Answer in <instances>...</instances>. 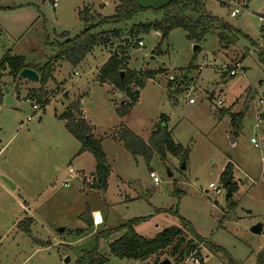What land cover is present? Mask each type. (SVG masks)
I'll return each mask as SVG.
<instances>
[{
    "label": "rangeland",
    "instance_id": "obj_1",
    "mask_svg": "<svg viewBox=\"0 0 264 264\" xmlns=\"http://www.w3.org/2000/svg\"><path fill=\"white\" fill-rule=\"evenodd\" d=\"M130 1L147 10L127 23L99 30L119 31L122 46L129 38L124 46L127 73H161L144 82L137 103L124 118L117 117L115 110L128 102L127 98L119 97L116 89L98 79L99 70L121 45L116 38L108 46L95 47L76 67L65 60L55 62L52 77L42 90L48 102L44 108L29 98L31 92L38 91L39 83L12 80L7 72L0 79V264H73L83 251L95 248L107 256L108 243L116 232L101 237L106 231L100 226L92 237L79 239L76 231L88 228L78 217L98 210L104 220L112 221L110 225L122 224L120 218L142 214L148 201L158 215L146 223L147 232L134 227L142 237L152 239L155 232L178 227L182 219L213 247L199 246L202 260L198 263L264 264V147L255 149L250 143L255 133L253 105L264 100V49L256 43L241 62L244 69L230 78L237 55L226 56L223 63L216 31H209L197 44L182 29H174L160 43L161 36L154 28L144 30L139 25L160 20L150 9L171 0ZM114 4L116 0H0V58L9 52L39 69L52 60L55 45L84 30L80 15L87 11L94 19L111 17ZM227 5L235 6L230 0L202 3L209 15L258 39L259 23L252 12L263 14L264 0L238 3L240 13L235 18H229ZM132 28L137 29L127 36ZM194 45L200 47L195 54ZM245 45L240 39L237 47ZM249 92L254 96L248 106L251 110L246 111L241 129L234 134L229 115L221 109L240 112ZM78 101L79 113L93 127L112 170L105 191L91 188L94 157L79 153L80 143L58 120ZM34 104L37 110H33ZM162 118L173 142L188 152L186 163L182 155L166 151L163 160L156 152L144 160L132 156L116 140L123 128L146 139ZM182 163L185 169H181ZM227 163L234 165L236 183L229 199L220 180ZM149 169L159 178L158 186L149 178ZM137 196L139 200H132ZM26 219L31 220L29 234L18 227ZM256 225H261L259 234L251 232ZM60 228L65 230L61 234L57 233ZM169 254L170 249L145 262L109 259L113 264H154L165 259L176 264ZM66 258L69 263H64ZM181 264H196L195 258Z\"/></svg>",
    "mask_w": 264,
    "mask_h": 264
},
{
    "label": "trees",
    "instance_id": "obj_2",
    "mask_svg": "<svg viewBox=\"0 0 264 264\" xmlns=\"http://www.w3.org/2000/svg\"><path fill=\"white\" fill-rule=\"evenodd\" d=\"M116 2L115 13L111 17L94 19L90 17V13L87 11L84 15H80L81 20L84 22V30L78 36L55 45L57 52L51 61L46 62L39 69L32 68L39 75L38 83L40 88L37 92H31L29 98L38 104L40 108L48 105L45 99L46 95L42 93V90L52 77L53 64L55 62L65 60L71 66L76 67L87 55L91 54L95 47L105 46V44L108 46L110 40L114 38L119 40L121 45H118L116 53L111 54L99 70L98 79L100 84H110L119 94L127 98L128 102L115 110L117 117L123 118L127 116L129 111L137 103L139 98L138 90L143 88L144 82L161 73L160 70L127 73L125 70L127 66L126 52L124 46H122L123 37L117 30H108L109 33L99 30L103 27L127 23L133 20L139 13L147 10L130 0H116ZM150 10L153 14L160 16V20L154 21L152 25H139V27L144 30L151 27L154 28L161 36L160 43L174 29H182L187 37L190 40H194L197 44L203 40L205 34L209 31H216L219 45L223 49L236 45L240 38H246L239 30H236L223 19L209 15L203 9L202 4L194 0H171L164 6ZM136 29L132 28L127 36H131ZM139 42L141 41H137L136 44ZM249 42L253 44L251 40ZM24 68L31 67L25 63L23 57L12 56L7 52L0 58V79L3 73L7 72V75L12 80H17L19 78V72ZM121 73H123L122 77ZM253 97L249 92L240 112L228 113L231 130L234 134H237L241 129L244 115ZM1 100L2 93L0 90V103ZM79 101L58 116V120L63 122L66 131L80 143L79 153L88 152L94 157L96 165L91 188L105 191L110 168L102 151L100 140L96 139L93 135V127L79 113ZM116 140L122 143L123 148L132 156H141L144 160H149L153 152L158 153L163 160L166 151L174 156L182 155V162L186 163L187 161L188 152L173 142L170 132L167 130L166 121L163 118L156 123L147 142H144L126 128L122 129ZM220 180L224 185L228 182L226 188L232 193L235 192L236 184L233 182V167L231 163L225 165L220 174ZM89 217L90 212L86 211L78 217V220L86 228H90L93 223L89 220ZM143 220L144 218H133L125 222L122 226L103 233L101 237H106L117 231L124 232L119 238L108 243L107 256L101 255L95 248L91 251H83L73 264H108L110 257L118 261L145 262L168 249H170L169 256L174 259L175 263L181 264L190 258L193 253H195L196 257L201 258L199 245L207 249L213 248L207 241L194 232L190 224L182 219L178 227H168L155 238L146 239L138 235L134 230L135 225ZM23 224L26 225V228H22ZM30 224L31 220L26 219L25 222L19 223L18 227L23 229L24 233L29 234L30 230L28 227ZM82 233L83 231H76V236H80ZM158 263L159 261L156 260L154 264Z\"/></svg>",
    "mask_w": 264,
    "mask_h": 264
},
{
    "label": "crops",
    "instance_id": "obj_3",
    "mask_svg": "<svg viewBox=\"0 0 264 264\" xmlns=\"http://www.w3.org/2000/svg\"><path fill=\"white\" fill-rule=\"evenodd\" d=\"M249 2H250V0H246V4H249ZM115 5V7L117 6V4H114ZM115 7H114V9H115ZM227 7L229 8V11H230V7L227 5ZM246 7V6H245ZM264 11V10H263ZM252 13H254V14H256L257 16H261V17H264V13L262 14L261 12H256V11H253ZM91 14V13H90ZM236 30H239L241 33H242V35H244L246 38L244 39V38H240V39H243L244 41H245V43H246V45L245 46H243V47H241L240 49L237 47V45L238 44H240V39H239V41L237 42V44L236 45H234V46H229V47H227V48H224V49H222L221 50V55H220V59L223 61V63L225 64L226 62H227V60H228V58L226 57V56H228V57H234V55H237V58H236V61H237V63H239L240 64V67H241V70H243L244 68H243V66L241 65V62L243 61V59H245V57L246 56H248L249 54H250V50L253 48V49H255L254 47H255V44L257 43V41H258V39H259V33H258V39H252L251 37H250V35L249 34H246V32H244L243 30H241V29H237V28H235ZM260 29V28H259ZM157 33V32H156ZM251 40L252 42H253V44H250V42H249V40ZM128 43H129V39H128ZM223 54V55H222ZM243 68V69H242ZM30 69H32V68H30ZM33 70V69H32ZM252 91V90H251ZM253 92V91H252ZM27 101V100H26ZM244 101H245V99H244ZM243 101V102H244ZM252 107V106H251ZM248 110H251V108L249 107L248 108ZM221 113L222 114H224V115H226V114H228V113H230V111L229 110H225L224 108L223 109H221ZM233 113H238V112H233ZM231 114V113H230ZM124 118V117H123ZM244 120V119H243ZM94 134V133H93ZM94 137H95V135H94ZM96 138V137H95ZM97 139V138H96ZM142 139V138H141ZM148 139H149V135H148V137H146V139H142L144 142H147L148 141ZM231 165H232V167H233V170H234V165L231 163ZM152 170H150L149 169V172H151ZM153 172V171H152ZM94 174V173H93ZM93 174H91L90 175V177L92 178L93 177ZM112 175V170L110 169V174H109V177H108V179H107V181H109V179H110V176ZM5 179V178H4ZM6 180V179H5ZM9 182V181H8ZM234 182V181H233ZM235 183V182H234ZM236 184V183H235ZM12 185V184H11ZM153 185L154 186H158L159 184H154L153 183ZM13 186V185H12ZM10 189H12V190H14L15 189V187L13 186V188H10ZM139 198H140V196H137V197H134L132 200H139ZM127 202V200H125L124 201V203H126ZM144 207H146L144 210H143V212H142V214H134V215H132V216H130V217H127V218H120V220H123L124 222L122 223V224H118V222H117V224L115 225V223L114 224H111L110 225V223H112V221L110 220H104L103 219V217L101 216V214L98 212V210H90V221L93 223V225H92V227H90V228H88V229H86V231H84L80 236H75V237H79V239H82L85 235H88V236H93V232L95 231V230H97L100 226L102 227V232L103 231H108V230H110V229H115V228H117V227H120V226H122L125 222H127L128 220H130V219H133V218H144V220L142 221V222H140V223H138L137 225H135V230L136 229H139V228H141L140 230L142 231V232H147L148 231V227H146V223H149L151 220H152V218H154V216L156 215H158V213H156V209L155 210H151V207H152V205L150 204V202L148 201V202H146V203H144V205H143ZM128 208V207H127ZM159 210V209H158ZM97 219V220H96ZM99 222V223H98ZM155 228H157V225L155 226ZM164 230V229H163ZM162 230V231H163ZM65 231V230H64ZM81 231V230H80ZM156 231V230H155ZM161 231V232H162ZM124 232H121V234L119 233V232H116V233H114L111 237H112V239L111 240H115V239H117V238H119L122 234H123ZM137 233V232H136ZM140 233V231L137 233L138 235H140L139 234ZM159 234V232H155V236H154V238L157 236ZM141 236V235H140ZM74 237V238H75ZM153 239V238H152ZM109 258V257H108ZM200 260H202V257H201V259ZM109 262H110V264H113V261L111 260V259H109Z\"/></svg>",
    "mask_w": 264,
    "mask_h": 264
},
{
    "label": "built area",
    "instance_id": "obj_4",
    "mask_svg": "<svg viewBox=\"0 0 264 264\" xmlns=\"http://www.w3.org/2000/svg\"><path fill=\"white\" fill-rule=\"evenodd\" d=\"M200 4L204 3L206 0H194ZM232 1V4H235L234 8L232 5H228L230 7V12L228 14L229 18H235L239 13L240 10L237 8L238 3L245 2L246 0H230ZM55 6V4H53ZM257 21L259 23V39L257 41V47L259 49H264V17L257 16ZM157 35H160L157 33ZM138 46H143L142 42H139L137 44ZM257 48V49H258ZM233 69L229 71L228 77H234L236 75V71L238 69L241 70L240 64L236 63L233 67ZM236 69V70H235ZM190 104L194 103L193 99L188 100ZM220 105V102L217 103V106ZM33 110H37L38 107L36 104L32 106ZM253 111H254V126L253 129L255 131L254 135L250 138V143L252 144L253 148L255 149H262L264 147V100H259L256 104L253 105ZM72 173V171L69 169V175ZM149 178L152 180L154 184H159L160 180L157 177V175L154 172H149ZM209 188L212 189L216 194H219L220 191L218 188L215 187L214 184H209ZM201 246V245H199ZM200 248V247H199ZM190 258H195L196 264L198 263V260H200L199 257L195 256V253H193Z\"/></svg>",
    "mask_w": 264,
    "mask_h": 264
},
{
    "label": "water",
    "instance_id": "obj_5",
    "mask_svg": "<svg viewBox=\"0 0 264 264\" xmlns=\"http://www.w3.org/2000/svg\"><path fill=\"white\" fill-rule=\"evenodd\" d=\"M128 44V39L125 38L124 39V46L126 47ZM200 47L198 45H194L193 46V53L195 54L197 51H199ZM123 76V73H121V77ZM18 77L20 79H23L27 82H35V83H38L39 82V75L32 69L30 68H24L22 69L19 74H18ZM119 97H122L121 94L118 95ZM64 97H67V93L64 94ZM181 169H185V165L184 163H182L181 165ZM170 176V175H169ZM2 180L7 184L9 185L10 188H13V186L11 185V183H9L7 180H5L4 178H2ZM225 186H228V182L225 184ZM232 192L227 189L226 190V194H225V198L229 199L232 197ZM261 225H256L254 226L252 229H251V232L254 233V234H259L261 233ZM64 232V228H60L57 230V233L61 234ZM64 263H69V258H66ZM158 264H171V261H169L168 259H165L161 262H159Z\"/></svg>",
    "mask_w": 264,
    "mask_h": 264
},
{
    "label": "bare ground",
    "instance_id": "obj_6",
    "mask_svg": "<svg viewBox=\"0 0 264 264\" xmlns=\"http://www.w3.org/2000/svg\"><path fill=\"white\" fill-rule=\"evenodd\" d=\"M97 220V219H96ZM99 223V222H98Z\"/></svg>",
    "mask_w": 264,
    "mask_h": 264
}]
</instances>
